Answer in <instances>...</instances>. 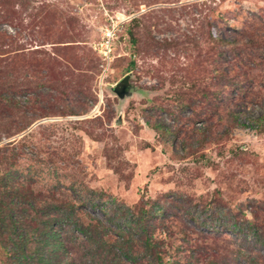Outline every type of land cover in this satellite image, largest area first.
<instances>
[{"label":"rangeland","instance_id":"374dc122","mask_svg":"<svg viewBox=\"0 0 264 264\" xmlns=\"http://www.w3.org/2000/svg\"><path fill=\"white\" fill-rule=\"evenodd\" d=\"M7 183L0 219L57 216L49 264H157L147 232L179 264H264V0H0Z\"/></svg>","mask_w":264,"mask_h":264},{"label":"trees","instance_id":"16d2710c","mask_svg":"<svg viewBox=\"0 0 264 264\" xmlns=\"http://www.w3.org/2000/svg\"><path fill=\"white\" fill-rule=\"evenodd\" d=\"M136 20L134 22L138 23ZM236 43L238 44L236 40L231 42L232 45H236ZM230 115L234 116L235 113H231ZM7 176L9 178L10 175ZM0 191V195L19 192L18 188L15 187V184L9 183L5 184L4 189H0ZM36 197L38 198V196ZM56 200L64 203L63 200ZM43 220L45 225L40 224L37 226V229L33 230L22 225L14 216L10 217L9 215H5L0 219V222H2V228H4L6 234H8L10 238L12 236L14 237L12 240L17 246V251L7 253L12 259L21 264H26L27 260L31 259L38 260L39 262L42 259L44 264H49L51 263V256L61 252L63 241L60 232L57 231V228L55 227L57 216L53 217L52 220L48 217H43ZM26 228H28V230ZM163 244H165L164 240H158L154 233L147 232L145 252L149 253L155 259L157 264H179L175 260L171 261L168 256H171L169 253H171L172 250L175 255L174 258H176L180 248L170 245L161 250ZM63 262H66V260L63 259L57 261L55 264H63ZM195 264L200 263L196 262ZM221 264H227V262L223 261Z\"/></svg>","mask_w":264,"mask_h":264},{"label":"water","instance_id":"95a60500","mask_svg":"<svg viewBox=\"0 0 264 264\" xmlns=\"http://www.w3.org/2000/svg\"><path fill=\"white\" fill-rule=\"evenodd\" d=\"M131 76L127 75L125 76L119 83L116 84L115 87L111 88V91L117 95L121 100L126 99L127 97H130L132 95V87H131ZM122 124V117L119 116V118L116 121V125Z\"/></svg>","mask_w":264,"mask_h":264},{"label":"built area","instance_id":"2783aa9c","mask_svg":"<svg viewBox=\"0 0 264 264\" xmlns=\"http://www.w3.org/2000/svg\"><path fill=\"white\" fill-rule=\"evenodd\" d=\"M110 40H112V38H110ZM101 52L102 54L105 56H103L104 60H108L110 59L111 57V52H112V49H111V43L109 42V39L106 40V42H103L102 45H101ZM106 58V59H105ZM111 60V59H110ZM104 61V62H105Z\"/></svg>","mask_w":264,"mask_h":264}]
</instances>
